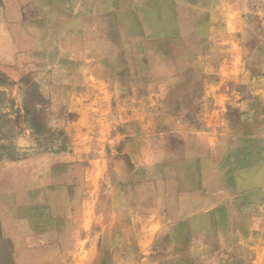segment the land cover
Returning a JSON list of instances; mask_svg holds the SVG:
<instances>
[{"label": "crops", "instance_id": "1", "mask_svg": "<svg viewBox=\"0 0 264 264\" xmlns=\"http://www.w3.org/2000/svg\"><path fill=\"white\" fill-rule=\"evenodd\" d=\"M50 2L59 25L89 26L107 53L131 57L92 65L96 84L109 87L114 69H128L131 85L152 86L154 95L131 98L153 99L154 115L176 117L169 126L155 119V152L132 155V175L121 169L116 205L101 199L114 192L101 180L103 155L74 156L64 169L46 153L0 160V209L10 211L2 233L13 263L195 264L227 250L234 236L244 241L243 227L264 226V37L252 0ZM22 3L5 5L18 13ZM111 120L124 121L117 113ZM262 234L251 253H233L239 264H264Z\"/></svg>", "mask_w": 264, "mask_h": 264}, {"label": "rangeland", "instance_id": "2", "mask_svg": "<svg viewBox=\"0 0 264 264\" xmlns=\"http://www.w3.org/2000/svg\"><path fill=\"white\" fill-rule=\"evenodd\" d=\"M10 1L13 0H0V160L46 153L56 167L64 169L73 164L70 160L74 156L103 155L106 175L101 180L104 186L113 185L114 192L103 193L101 199L105 203L108 196L110 202L118 204L115 191L121 169L132 175L136 168L132 155L155 152V119L158 125L169 126L175 123L176 115H154L153 99L131 98L154 95L149 94L152 86L131 85L128 69H114L117 80L109 87L96 84V68L92 69V65H120L132 59L119 52L107 53L105 41L93 39L89 26L77 32L68 24L59 25L54 20L59 11L51 8V0H22L18 13V7L5 5ZM251 9L255 27L264 37V0H252ZM97 102L102 104L101 113L96 109L91 112V105L95 108ZM116 113L124 121L110 123ZM258 118L264 125V113L259 112ZM101 120L103 128L98 129ZM107 122L109 129L105 128ZM136 182L130 179L128 184L129 198L135 204L139 201ZM4 214L10 217V211L0 209V264H14L11 242L2 233ZM243 228L249 231L244 241H236L238 236H234L226 243L227 250L212 251L207 258L195 260V264H220L224 260L239 264L241 259L233 253H251L262 244L264 230V226Z\"/></svg>", "mask_w": 264, "mask_h": 264}]
</instances>
